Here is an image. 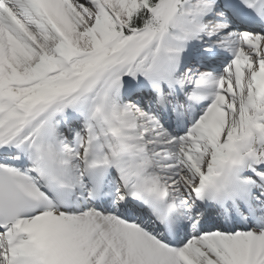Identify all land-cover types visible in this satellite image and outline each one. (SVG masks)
Returning <instances> with one entry per match:
<instances>
[{"label": "snow or ice", "instance_id": "1", "mask_svg": "<svg viewBox=\"0 0 264 264\" xmlns=\"http://www.w3.org/2000/svg\"><path fill=\"white\" fill-rule=\"evenodd\" d=\"M0 264H264V0H0Z\"/></svg>", "mask_w": 264, "mask_h": 264}]
</instances>
